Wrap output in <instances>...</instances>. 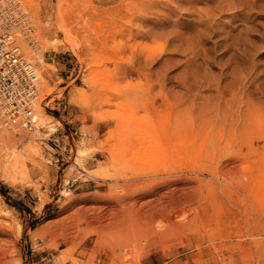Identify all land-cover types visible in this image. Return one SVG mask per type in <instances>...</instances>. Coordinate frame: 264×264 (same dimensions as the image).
Returning <instances> with one entry per match:
<instances>
[{
    "label": "rangeland",
    "instance_id": "374dc122",
    "mask_svg": "<svg viewBox=\"0 0 264 264\" xmlns=\"http://www.w3.org/2000/svg\"><path fill=\"white\" fill-rule=\"evenodd\" d=\"M19 1L39 98L0 124V264H264V0Z\"/></svg>",
    "mask_w": 264,
    "mask_h": 264
},
{
    "label": "built area",
    "instance_id": "2783aa9c",
    "mask_svg": "<svg viewBox=\"0 0 264 264\" xmlns=\"http://www.w3.org/2000/svg\"><path fill=\"white\" fill-rule=\"evenodd\" d=\"M6 5L10 3L0 1V124L32 129L36 77L32 65L17 45L18 40L29 41L27 34L31 30L25 32L13 28L12 21L19 18L20 12L13 16ZM13 34L21 38L14 39Z\"/></svg>",
    "mask_w": 264,
    "mask_h": 264
},
{
    "label": "bare ground",
    "instance_id": "6f19581e",
    "mask_svg": "<svg viewBox=\"0 0 264 264\" xmlns=\"http://www.w3.org/2000/svg\"><path fill=\"white\" fill-rule=\"evenodd\" d=\"M1 2H5V4L6 3H10V5H6L8 8H9V12H11L12 13V15L13 16H15L16 14H19V12H20V16H19V18L17 19V20H14V21H12V27L13 28H15V29H17L18 31H20V30H24L25 32L27 31V30H31V33L30 34H27L28 36V39H29V41H22V40H18L17 41V45L20 47V49L22 50V52L25 54V51H24V49H23V45L25 44V45H27V46H29L30 47V49L32 50V51H34L35 50V46H34V44H33V42H34V36H35V33H34V30H35V28H34V24H33V22H32V20H31V16H30V14H29V12L24 8V6L22 5V3L19 1V0H0ZM151 3V2H150ZM145 4V3H144ZM149 5V2H148V4H147V6ZM143 6V5H142ZM144 7H145V5H144ZM146 9V8H145ZM12 16V17H13ZM7 17V16H6ZM149 22H142V24H144V25H147ZM150 24V23H149ZM13 36H14V39H18V38H21V36L20 35H18V34H13ZM27 39V40H28ZM32 45H31V44ZM33 47H35V48H33ZM26 55V54H25ZM26 59L28 60V62L32 65V68H33V70H34V74H35V77H36V80H35V82H34V87H35V91H34V97H35V99L33 100L34 102H32V105H33V107L35 108V104H36V101L38 100V98H39V90H38V74H37V71H36V68H35V66H34V64L32 63V61L27 57V55H26ZM243 86V85H242ZM37 118V117H36ZM32 122H33V124H32V129H27V128H24V127H22V126H19L18 127V129H22V130H27V131H33L34 130V113H33V118H32ZM245 124V119H244V122H243V125ZM4 127V126H3ZM6 128H16V127H7L6 126ZM14 135V134H13ZM157 135V134H156ZM149 136V135H148ZM147 136V137H148ZM154 136V135H153ZM152 136V139L154 140L155 139V136L153 137ZM165 136V135H164ZM163 136V137H164ZM150 137H151V135H150ZM156 138H158V136L156 137ZM7 139V141L9 140L10 142L11 141H13V139H12V136L11 135H9V134H6V137H5V140ZM159 139V138H158ZM6 141V142H7ZM9 141H8V143H9ZM162 141H164V139L162 140ZM169 141V140H168ZM5 142V141H4ZM156 142L158 143V145H159V143L160 142H158L157 140H156ZM21 144V143H20ZM13 145V144H12ZM16 145H18V144H16ZM152 145V144H151ZM150 145V143H149V146H151ZM158 145H157V147H158ZM168 145V144H167ZM28 146H30V145H28ZM32 146H34V145H32ZM17 147L18 146H16L15 147V149H17ZM10 148H12V147H10ZM26 148V147H25ZM27 148H29V147H27ZM32 148V147H31ZM23 149V148H22ZM35 149H36V147H35ZM35 152V151H34ZM27 154V153H26ZM25 154V155H26ZM34 154H36V152L34 153ZM17 155V154H16ZM158 201V200H157ZM126 210V209H125ZM78 213V212H77ZM126 213V212H125ZM127 214V213H126ZM128 216V215H127ZM188 222H189V224H195V222H198L197 220H196V217L195 216H193V217H191V218H189V220H188ZM172 225V224H171ZM180 225V224H179ZM178 225V226H179ZM174 226V225H173Z\"/></svg>",
    "mask_w": 264,
    "mask_h": 264
}]
</instances>
